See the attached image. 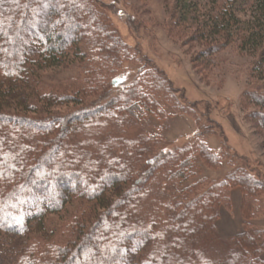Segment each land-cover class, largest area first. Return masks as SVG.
<instances>
[{"label": "trees", "instance_id": "1", "mask_svg": "<svg viewBox=\"0 0 264 264\" xmlns=\"http://www.w3.org/2000/svg\"><path fill=\"white\" fill-rule=\"evenodd\" d=\"M204 1L174 0L171 24L195 26L194 41L210 44L196 62L233 40L255 57L261 93L243 104L260 110L249 121L264 130V0H217L201 21ZM240 6L251 20L240 21ZM11 87L31 88L36 100L9 107ZM179 93L98 0H0V234L21 240L15 264H264V178L223 131L217 149L209 118L198 116L197 134L172 148L144 130L147 117L171 116L167 107L196 114ZM199 161L230 170L198 178ZM236 190L243 223L227 235L220 224Z\"/></svg>", "mask_w": 264, "mask_h": 264}, {"label": "rangeland", "instance_id": "2", "mask_svg": "<svg viewBox=\"0 0 264 264\" xmlns=\"http://www.w3.org/2000/svg\"><path fill=\"white\" fill-rule=\"evenodd\" d=\"M98 1L105 6L112 23L126 43L137 49L142 57L150 59L164 70L174 87L181 91L176 97L185 98L188 101H185L186 103L198 106L196 114H180L167 107L172 115L163 120L154 116L147 117L143 122L144 130L163 136L172 148L184 144L188 138L197 134L198 116L203 122L209 118L212 129L210 128L207 140L210 146L218 149L220 138L217 133L221 129L232 153L244 159L254 171V175L264 178V130L255 128L249 121V114L260 110L243 104L244 94L261 93L256 90L260 83L250 76L251 63L255 57L241 51L238 42L233 40L228 43L221 39V42H224L219 46L220 52L217 56L211 57V61L206 59V63L201 60L196 62L199 54L210 44L194 41L192 33L195 26L182 29L171 24L174 0ZM224 1L218 0L221 4ZM216 3L217 0L201 2L199 20L203 21L202 16L207 17L211 10L215 9ZM237 15L243 23L251 20L253 16L246 6H240ZM86 24L87 22H84L85 26ZM135 66H139V63L124 64V67L131 69H135ZM69 71L65 68L59 73L66 78L69 77ZM136 75L135 70L129 71L127 82L133 81ZM16 88H10L9 107L23 108L33 98L36 100L31 88H20L19 91V88ZM102 103L103 101H98L96 105ZM54 111L65 113L68 110L65 107H57ZM229 170L226 162L221 169L212 170L199 161L197 175L198 178L215 180ZM115 192L119 193L120 190ZM231 200L232 210L224 213L220 224L221 230L227 235L239 231L243 223L239 190L232 193ZM20 242L16 236L0 234V264L16 263V249L19 248Z\"/></svg>", "mask_w": 264, "mask_h": 264}]
</instances>
